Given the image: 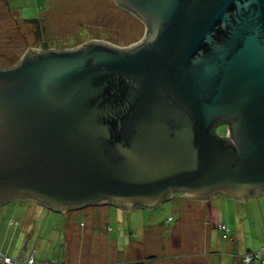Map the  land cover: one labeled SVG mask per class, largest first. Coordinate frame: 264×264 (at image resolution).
I'll return each instance as SVG.
<instances>
[{
  "label": "water",
  "instance_id": "1",
  "mask_svg": "<svg viewBox=\"0 0 264 264\" xmlns=\"http://www.w3.org/2000/svg\"><path fill=\"white\" fill-rule=\"evenodd\" d=\"M115 2L145 24L138 44L27 47L0 68V205L264 193V0Z\"/></svg>",
  "mask_w": 264,
  "mask_h": 264
},
{
  "label": "rangeland",
  "instance_id": "2",
  "mask_svg": "<svg viewBox=\"0 0 264 264\" xmlns=\"http://www.w3.org/2000/svg\"><path fill=\"white\" fill-rule=\"evenodd\" d=\"M145 35V24L115 0H0V68L15 65L27 47L69 50L100 41L128 48ZM215 130L224 137L226 124ZM108 206L59 212L27 199L7 201L0 205V254L13 264H30L34 254L37 264H132L141 254L154 256L153 264H183L185 251L202 253L203 236L216 261L228 248L249 249L254 259L247 264H264V193L246 201L175 194L152 209ZM160 238L169 240L166 249Z\"/></svg>",
  "mask_w": 264,
  "mask_h": 264
},
{
  "label": "crops",
  "instance_id": "3",
  "mask_svg": "<svg viewBox=\"0 0 264 264\" xmlns=\"http://www.w3.org/2000/svg\"><path fill=\"white\" fill-rule=\"evenodd\" d=\"M190 203L203 204V208H205V205H206L207 202H190ZM102 206H106V205H102ZM108 207L117 208L116 206H108ZM96 209L99 210L98 208H96ZM108 209H107V211H108ZM118 209H120V208L118 207ZM201 210L206 211L205 209H201ZM7 234H8V231L5 232V235H7ZM174 237L175 236H173L171 238L174 239ZM165 238H160V241L162 239V242L164 243L163 244V243L160 242L162 244V249H166V246H167V244L169 242V240L168 241L167 240L164 241ZM208 238L209 237H203V236H201V238H200V241H201V244H202V246H201L202 253L201 254H199V252L197 250L193 249V248H191V250H188V251L184 252V263L183 264H247V263H244L242 261V258H243V256L245 254H248V252L250 251L249 249L246 250L247 252L245 251V252H242L241 254H236V252L233 249H231V248H228L227 250H224V251H222V249L219 248V250L222 251V253H216L218 255V259L216 261L215 256H214L215 254L212 255L213 253H211L209 251L212 248L210 246L211 243H210V240H208ZM178 240L180 242L179 238H178ZM175 242L176 241H173V244H175ZM180 244H181V242L179 243V245ZM204 250H206V251L208 250V254H205L203 252ZM209 255H211V256H209ZM34 256H35V254H34ZM206 258H207V260H206ZM199 259H201V263L198 262ZM139 260L144 261L145 264L157 263L154 256H152V255H150V256L149 255H142L141 254L140 257L137 258L132 264H134L136 261H139Z\"/></svg>",
  "mask_w": 264,
  "mask_h": 264
},
{
  "label": "built area",
  "instance_id": "4",
  "mask_svg": "<svg viewBox=\"0 0 264 264\" xmlns=\"http://www.w3.org/2000/svg\"><path fill=\"white\" fill-rule=\"evenodd\" d=\"M220 228H222V227H220ZM0 259L2 260H4V261H6V262H8V261H12L9 257H7V256H5V255H1L0 254ZM30 261V264L32 263V264H35V261H34V256H31V257H29L28 258ZM254 259V256L253 255H251V254H245L244 256H243V258H242V261L243 262H245V263H249V262H251L252 260ZM34 261V262H33ZM27 263V262H26ZM12 264H13V261H12ZM29 264V263H28Z\"/></svg>",
  "mask_w": 264,
  "mask_h": 264
},
{
  "label": "trees",
  "instance_id": "5",
  "mask_svg": "<svg viewBox=\"0 0 264 264\" xmlns=\"http://www.w3.org/2000/svg\"><path fill=\"white\" fill-rule=\"evenodd\" d=\"M34 23H36V22H34ZM38 23V22H37ZM39 34V32H36V36ZM43 51H45V50H43ZM222 124V123H221ZM219 124H217L215 127H213L212 128V132L214 133V134H216V127L218 126ZM226 127L228 128V124H226ZM217 135V134H216ZM249 254V253H248ZM34 261H35V264H37V262H36V259H34ZM134 264H145L144 263V261H142V260H139V261H136Z\"/></svg>",
  "mask_w": 264,
  "mask_h": 264
},
{
  "label": "clouds",
  "instance_id": "6",
  "mask_svg": "<svg viewBox=\"0 0 264 264\" xmlns=\"http://www.w3.org/2000/svg\"><path fill=\"white\" fill-rule=\"evenodd\" d=\"M32 256H34V255H32ZM35 259V258H34Z\"/></svg>",
  "mask_w": 264,
  "mask_h": 264
}]
</instances>
